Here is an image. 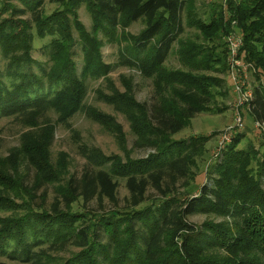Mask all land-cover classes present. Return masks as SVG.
I'll return each instance as SVG.
<instances>
[{
    "label": "trees",
    "instance_id": "1",
    "mask_svg": "<svg viewBox=\"0 0 264 264\" xmlns=\"http://www.w3.org/2000/svg\"><path fill=\"white\" fill-rule=\"evenodd\" d=\"M47 3L56 6L49 14L45 0H0V118L13 116L31 129L0 160V256L23 264H264V153L250 143L239 148L244 135L235 134L214 159L207 183L193 190L190 167L206 139L172 138L209 112L219 83L207 75L225 72L223 39L232 32L241 37L239 58L259 82L244 111L264 130V0L212 5L206 20L194 12V0ZM81 7L89 31L78 21ZM137 22L142 30L127 35ZM186 28L194 36L182 39ZM33 36L49 40L42 75L29 70ZM104 43L117 45L119 64L150 80L147 101L138 102L128 84L121 93L105 79L111 65L102 62ZM172 52L178 69L165 66ZM98 77L108 93L96 99L124 117L132 149L147 154L106 157L82 145L85 165L71 174L64 155L55 163L49 157L55 123L70 128L81 111L125 143L112 117L85 109V80ZM119 181L126 191L122 207ZM77 202L83 211H73ZM194 215L205 219L191 224Z\"/></svg>",
    "mask_w": 264,
    "mask_h": 264
},
{
    "label": "rangeland",
    "instance_id": "2",
    "mask_svg": "<svg viewBox=\"0 0 264 264\" xmlns=\"http://www.w3.org/2000/svg\"><path fill=\"white\" fill-rule=\"evenodd\" d=\"M240 1V0H233ZM227 0H194L193 9L195 13L203 19H208L212 5L225 6ZM13 5L17 2L12 1ZM56 8L55 5L47 3L45 0L44 12L51 13ZM78 21L85 28L86 31L90 30L91 20L89 14L84 7L78 11ZM143 28L141 22L129 25L124 31L127 35L136 36ZM238 31V30H234ZM233 33V32H232ZM231 34V33H230ZM229 34V35H230ZM223 41L227 45V37ZM194 36L192 29L186 28L181 38H189ZM48 39L43 40L33 36L31 52L34 63L30 65L29 70L36 74L42 75L49 67V62L44 49L48 44ZM125 42H121L120 47H124ZM117 45L104 43L101 50L102 62L111 65L110 72L105 79H109L113 87L119 92H124V85L126 83L133 91V96L138 102L147 101L151 95V82L150 80L143 79L139 72L130 69L123 64L118 63ZM73 61L76 65L77 73L80 72L82 64L81 55L77 47L74 48ZM245 63V62H244ZM4 62L0 58V71L4 75ZM226 70L225 72H210L208 77L218 81L219 87L215 89L214 100L209 107V112L196 115L191 119L186 127L179 133L175 134L172 138L174 140H187L192 138H205L203 149L200 154L194 159V163L190 167V187L197 188L198 185L207 183L208 174L214 163L215 155L221 152L224 147L226 137H233L235 134L244 135L239 148H244L246 144L250 143L254 149L258 150L260 154L264 153V130H260L245 114L244 106L237 109L239 115L234 113V95L232 93V82L229 75V59L226 55ZM165 66L169 69H178L180 65L176 56L172 52L165 62ZM27 68V67H26ZM242 78L243 91L253 89L259 82L255 81L252 68L245 69ZM86 97L84 100L85 109L89 108L102 114L112 117L115 122L121 127V131L125 136V143L120 146L114 137L105 132L97 123L91 121L86 113L81 111L77 112L66 127L60 123H55L54 135L51 144L48 148L49 157L52 163L56 162L59 155H64L66 159V166L71 174H79L84 165L85 160L79 154V146L84 145L89 150H98L102 155L118 156L123 158L126 152H130V158H143L146 156L147 151H136L132 149V136L129 126L124 117L113 111V109L104 104L102 101L96 99L98 94H107L105 82L103 78L86 79ZM212 111V112H211ZM54 115L51 116L54 121ZM237 119L239 121L237 122ZM241 126V127H240ZM31 131L28 127H24L21 121H17L12 117L0 118V160L9 158V151L18 148L22 134ZM24 166L20 165L18 169H23ZM253 174L256 171V165L251 164ZM31 173L28 172L26 182L29 180ZM264 188V185H263ZM50 193L48 196L50 197ZM126 195L122 182L119 181L118 198L119 206L122 207V199ZM49 201V200H48ZM94 207V206H93ZM88 208H91L88 206ZM73 211H83L81 202H77L72 206ZM205 217L201 215H194L188 218L191 224L199 225L204 221ZM0 262L3 264H23L18 261L7 259L5 256H0Z\"/></svg>",
    "mask_w": 264,
    "mask_h": 264
},
{
    "label": "built area",
    "instance_id": "3",
    "mask_svg": "<svg viewBox=\"0 0 264 264\" xmlns=\"http://www.w3.org/2000/svg\"><path fill=\"white\" fill-rule=\"evenodd\" d=\"M241 47V37L237 34L231 33L227 37L226 45V55L229 59V75L232 82V93L234 95V113L239 115L237 109L241 106H246L251 99V90L243 91L242 87V78L244 71L250 69V66L247 63H244L239 58V49ZM239 119H237V122ZM257 126V124H254ZM241 127V126H240ZM230 141V137H226L224 146L227 145ZM222 150V149H221ZM220 150V151H221ZM220 154L215 155L217 157Z\"/></svg>",
    "mask_w": 264,
    "mask_h": 264
}]
</instances>
